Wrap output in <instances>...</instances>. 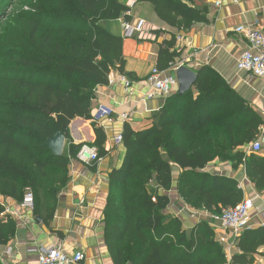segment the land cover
<instances>
[{
	"label": "trees",
	"instance_id": "trees-1",
	"mask_svg": "<svg viewBox=\"0 0 264 264\" xmlns=\"http://www.w3.org/2000/svg\"><path fill=\"white\" fill-rule=\"evenodd\" d=\"M139 1L150 3L174 32L159 47L156 67L163 71L178 55L175 33L206 21L207 8L193 0ZM29 10L6 20L0 31V80L8 86L0 117V244L17 229L3 198L22 201L30 189L34 214L45 224L54 217L57 195L70 180V160L84 144L70 140L72 120H92L96 138L91 144L100 158L107 154L105 131L93 120L95 90L108 84L112 70L124 73L125 57L124 37L101 23L131 18L121 0H39ZM197 71L192 89L167 97L151 125L124 127V158L109 174L104 216L114 264H229L209 221L186 229L179 217L165 215L170 203L165 192L172 186L174 163L182 168L177 189L187 204L218 213L241 202L244 193L234 178L201 169L225 151L252 142L263 120L209 66ZM58 131L70 140L61 156L47 145ZM241 155L248 177L263 189L264 158ZM237 245L241 253L232 263H251L264 247V226L244 231Z\"/></svg>",
	"mask_w": 264,
	"mask_h": 264
},
{
	"label": "crops",
	"instance_id": "crops-1",
	"mask_svg": "<svg viewBox=\"0 0 264 264\" xmlns=\"http://www.w3.org/2000/svg\"><path fill=\"white\" fill-rule=\"evenodd\" d=\"M121 1L130 7V21L141 18L145 19L146 24L141 33L124 38V74L132 81L131 85L127 87L121 82L119 70L114 69L110 73L113 82L95 90L93 120L96 119V123L105 131L104 147L107 154L99 162L85 163L78 156L70 160V180L57 195V208L49 224L42 220L39 223L33 210L21 207L22 201L3 198L8 212L17 222V229L7 243L0 244L2 264H37V253L31 249L54 244L62 245L71 253L81 250L85 258L80 264H114L105 243L104 216L109 174L122 165L125 153L123 144L116 145L114 138L123 133L126 124L133 130L151 125L153 114L165 105L166 98L160 96L145 99L148 92L146 78L157 65L161 42L170 39L174 33L159 20L150 3ZM193 1L195 5L207 8V20L175 33L178 55L174 63L193 70L209 66L255 109L263 120L261 127L264 128V85L261 79L238 71L237 58L248 48V42L235 31L239 25L250 26L255 23L264 31V0ZM217 1L219 5H216ZM104 26L123 37L119 20L105 22ZM163 71L171 73L173 69L170 66ZM101 107L106 108L108 114L101 112ZM124 114L128 115L127 120L123 118ZM91 122L78 118L71 121L69 132L75 144H91L95 141ZM248 145L225 151L201 170L234 178L243 190L244 198H254L250 229H256L264 226V188L258 189L246 173V157L241 154L249 156L252 153ZM255 154L264 158V149ZM172 172L171 189L165 192L170 197V203L164 210L165 215L168 218L179 217L186 229H190L196 222L207 220L213 226L218 241L225 236L229 243L233 242L234 237L226 233L219 223L212 221L211 214L216 213L195 208L180 196L177 182L182 168L172 163ZM223 247L229 264H233V255L241 253L237 241L233 245L224 244ZM247 264H264V247H260L251 263Z\"/></svg>",
	"mask_w": 264,
	"mask_h": 264
},
{
	"label": "built area",
	"instance_id": "built-area-1",
	"mask_svg": "<svg viewBox=\"0 0 264 264\" xmlns=\"http://www.w3.org/2000/svg\"><path fill=\"white\" fill-rule=\"evenodd\" d=\"M220 2L217 1L216 5ZM129 15V11L126 13ZM122 24L123 37L130 38L141 33L145 27V19L130 21L125 17L119 18ZM235 31L242 35L248 42V48L244 50L236 61L238 71H244L253 77L262 80L264 85V31L255 23L250 26L239 25ZM178 40L180 37H177ZM181 64L173 63L171 68L173 72L165 73L156 66L150 71L146 78L148 92L145 99H152L156 96L167 98L174 94L178 89V79L175 74L176 69ZM119 80L127 87L132 81L124 73H119ZM113 79L109 75L108 84L112 83ZM101 112L108 114V110L101 107ZM102 116V115H101ZM123 118L128 119V115L124 114ZM98 119V118H97ZM96 121V119H94ZM114 143L122 144L123 135L118 134L114 138ZM249 150L252 153H259L264 149V128H260L257 137L249 143ZM78 159L85 163L99 162L101 158L98 156V149L92 144H83L78 154ZM21 207L33 210L34 196L30 189H27L24 198L21 202ZM254 207V198L247 197L234 206L222 208L219 213L211 214L212 221L219 223L222 228L234 237L233 242L229 243L227 237L222 236L219 239L221 244L233 245L237 238L247 229L250 228V213ZM8 212V210H6ZM9 213V212H8ZM31 251L36 252L38 256L37 264H80L85 255L81 250L68 252L62 245L54 244L47 247H34Z\"/></svg>",
	"mask_w": 264,
	"mask_h": 264
},
{
	"label": "rangeland",
	"instance_id": "rangeland-1",
	"mask_svg": "<svg viewBox=\"0 0 264 264\" xmlns=\"http://www.w3.org/2000/svg\"><path fill=\"white\" fill-rule=\"evenodd\" d=\"M38 2L39 0H5L4 4L0 8V31H2L3 28L8 26L6 23L7 21L10 22L9 19H12L15 15H17V13H21V11H30L29 10L30 7L34 4H37ZM21 17L18 16L17 18H21ZM101 24H105V23L102 22ZM7 91H8L7 81L0 80V117L2 114H4L5 111L4 109H6L5 107L7 106V99H8ZM70 140L74 142L71 136H70ZM70 140L67 139L66 141L64 154L67 153V148L70 143ZM84 144H88V143H84Z\"/></svg>",
	"mask_w": 264,
	"mask_h": 264
},
{
	"label": "water",
	"instance_id": "water-1",
	"mask_svg": "<svg viewBox=\"0 0 264 264\" xmlns=\"http://www.w3.org/2000/svg\"><path fill=\"white\" fill-rule=\"evenodd\" d=\"M175 74L178 79V89L177 93L179 95H183L189 90L192 89L194 83L197 80L198 71L193 70L185 65H180ZM81 121H84L82 118H78ZM67 138L62 131H58L55 133L54 136L47 139V145L52 153L56 156H61L64 153L65 145H66ZM36 220L40 223L41 218L39 216L36 217Z\"/></svg>",
	"mask_w": 264,
	"mask_h": 264
}]
</instances>
